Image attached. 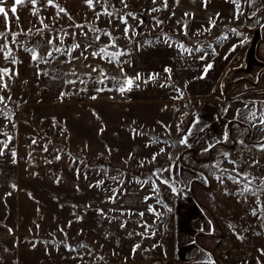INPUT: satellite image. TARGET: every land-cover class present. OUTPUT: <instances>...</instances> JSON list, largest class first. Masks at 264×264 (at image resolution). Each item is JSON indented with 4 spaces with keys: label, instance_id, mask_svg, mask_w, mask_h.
<instances>
[{
    "label": "rangeland",
    "instance_id": "1",
    "mask_svg": "<svg viewBox=\"0 0 264 264\" xmlns=\"http://www.w3.org/2000/svg\"><path fill=\"white\" fill-rule=\"evenodd\" d=\"M125 3L0 0L8 13L0 69L9 70L0 88V264H264V192L241 194L243 174L257 178L253 189L264 178L257 143L201 154L194 166L206 175L189 193L219 234L197 235L213 252L201 249L200 260L176 250L182 189L151 171L180 154L165 139L185 135L193 120L181 76L189 52L251 24L247 0Z\"/></svg>",
    "mask_w": 264,
    "mask_h": 264
},
{
    "label": "crops",
    "instance_id": "2",
    "mask_svg": "<svg viewBox=\"0 0 264 264\" xmlns=\"http://www.w3.org/2000/svg\"><path fill=\"white\" fill-rule=\"evenodd\" d=\"M226 7L221 8L222 11H226ZM247 11L253 26L251 38L247 39L244 27H238L235 29L237 35L217 41L214 49L189 52L194 58L181 73L182 87L189 100L195 101V106L188 127L192 131L187 136V145L184 144L186 150L151 167L158 181H168L163 183L165 186L182 189L179 196L176 195L181 207L176 250L182 253V260L203 258V251L196 246L195 239L197 235L209 233V225L189 193L194 183L203 186L205 174L194 167L203 161L201 154L207 155V159L218 148L226 149L241 141L250 145L264 137L256 128L245 131L248 124L236 119L237 112L245 110V104L248 108L255 107L259 117L258 103L264 101V0H247ZM208 65L211 67L205 72ZM251 101H255V105L249 103ZM186 217H191L189 222L185 221Z\"/></svg>",
    "mask_w": 264,
    "mask_h": 264
},
{
    "label": "snow or ice",
    "instance_id": "3",
    "mask_svg": "<svg viewBox=\"0 0 264 264\" xmlns=\"http://www.w3.org/2000/svg\"><path fill=\"white\" fill-rule=\"evenodd\" d=\"M23 2H24V0H14L15 5H20ZM35 2H36V0H31V3L33 5L35 4ZM86 2L88 4L89 8L93 7V0H86ZM97 2H99V0H97ZM121 2L124 3L125 7H127V4L125 3V0H121ZM153 2L155 3V0H153ZM233 2L235 3V0H233ZM48 3L51 4L52 0H48ZM16 11H17L16 7L13 6L11 8V12L15 15ZM60 11L64 12L65 10L64 9H60ZM104 14L108 15V16L112 15L111 12H105ZM0 15L4 16L5 22L7 23L8 13L5 11L4 7H0ZM127 15H132V14L128 13ZM121 22L125 23V24L127 23L126 19H124L123 17H121ZM211 26L214 27V22H213V24ZM233 31H235V30H233ZM127 32H128V29L125 28V33H127ZM3 35H4L3 33H0V36H3ZM50 43H51V41H50ZM76 47H78V45H76ZM112 47H115V45L113 44ZM0 50H2V49H0ZM99 51H100V53H106L107 50L105 48H101ZM49 55H51V53H49ZM93 55H97V53L94 52ZM109 55H110V57H118L119 55H121V53L113 52V53H111ZM36 58L37 57H36V55L34 53L33 54V60H35ZM210 67H211V65H208L207 68H205V72ZM165 71H170V70L165 69ZM7 75H9V70L8 69H0V88H4V89L7 88V84L3 83V77L7 76ZM137 79H139V76H137ZM125 83L128 86H131L132 85V80L128 79V80L125 81ZM124 90H125L124 87L120 88L121 92H123ZM93 98H95V97H93ZM2 103H5L4 97L0 96V104H2ZM249 103H252L253 105H255L256 102L255 101H251ZM260 105H261V111H260L259 117L257 116V111H256L255 107L248 108L247 104H245V110L237 112L236 119L239 120V121L247 123L248 126H249L248 129H245V131H248L249 129L256 128L260 132L264 133V101H261ZM0 111H2V110H0ZM191 131H192V129L190 127L188 132L186 133V135L181 139L180 143L187 145V136L191 134ZM224 139L225 140L227 139V134H225ZM241 143H243V141H241ZM253 146L254 147H258L261 151H264V137H262L261 140L256 145H253ZM205 151H207V149H205ZM13 155H15V154L13 153ZM153 158H155V157H153ZM240 175H241L240 173H237V176H240ZM230 178L233 180L234 183H237V184L240 183V180L237 179L236 177H230ZM243 179L245 181H247V183L244 185V188H243V191L241 192V194H243V192H250L252 195H256L257 192H264V178H259L260 179V184L255 189L250 188L249 185L253 184V182L257 179L256 177H253L252 179H249L247 174H243ZM161 183L167 184L168 181L167 180H162ZM153 191H156V189L154 188ZM145 199H148V197H146ZM257 203L259 204L260 201L257 200ZM149 211H152L151 207L149 208ZM141 215H143V214H141ZM252 215L256 216L257 212L254 210L252 212ZM136 247H139V245H137ZM261 255H264V250H261ZM202 264H214V262L211 261V259H209L206 262H202ZM258 264H259V261H258Z\"/></svg>",
    "mask_w": 264,
    "mask_h": 264
},
{
    "label": "trees",
    "instance_id": "4",
    "mask_svg": "<svg viewBox=\"0 0 264 264\" xmlns=\"http://www.w3.org/2000/svg\"><path fill=\"white\" fill-rule=\"evenodd\" d=\"M193 50H196V47L193 46L191 47ZM185 130L181 132L180 136H178L177 138H170V139H165L168 141V143L170 144L171 148L175 151V152H183L184 151V145L182 143H180L182 136L185 133ZM206 175V174H205ZM210 220L214 226V228H216L218 230V222L216 219V216L214 214H210ZM200 239H205V240H216L219 238V234H212V233H208V234H203V235H199ZM195 244L199 249H202L204 251H207L209 254H211L213 256V252L211 249H209V247H206L203 245V242H201L198 238L195 239Z\"/></svg>",
    "mask_w": 264,
    "mask_h": 264
},
{
    "label": "built area",
    "instance_id": "5",
    "mask_svg": "<svg viewBox=\"0 0 264 264\" xmlns=\"http://www.w3.org/2000/svg\"><path fill=\"white\" fill-rule=\"evenodd\" d=\"M244 29L247 31V38H251L250 32L253 30V26L251 24H245Z\"/></svg>",
    "mask_w": 264,
    "mask_h": 264
}]
</instances>
